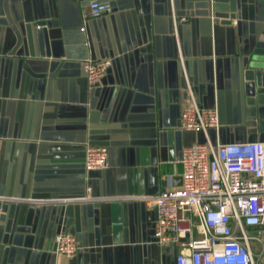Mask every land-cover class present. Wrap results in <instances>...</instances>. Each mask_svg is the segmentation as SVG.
I'll use <instances>...</instances> for the list:
<instances>
[{
  "label": "crops",
  "instance_id": "obj_1",
  "mask_svg": "<svg viewBox=\"0 0 264 264\" xmlns=\"http://www.w3.org/2000/svg\"><path fill=\"white\" fill-rule=\"evenodd\" d=\"M91 1L114 11L85 20ZM193 11L187 0H0V214L9 204L16 264H176L180 248L157 243L140 198L180 189L183 149L206 142L181 130L190 88L219 110L214 144L264 142V106L250 121L245 89L264 0H239L231 26ZM86 59L111 63L93 88ZM88 146L108 148L107 169L86 170ZM64 232L78 242L71 259L56 253Z\"/></svg>",
  "mask_w": 264,
  "mask_h": 264
},
{
  "label": "built area",
  "instance_id": "obj_2",
  "mask_svg": "<svg viewBox=\"0 0 264 264\" xmlns=\"http://www.w3.org/2000/svg\"><path fill=\"white\" fill-rule=\"evenodd\" d=\"M113 11L110 3L91 1L83 18L97 19ZM212 16L214 20V12ZM81 30L84 32L85 28ZM110 65L109 61L92 59L81 63L91 88L101 83ZM189 91L181 130L201 133L206 142L183 149L180 189L140 198L157 213L154 230L157 243L180 248L176 264H264V142L214 145L210 132L219 135V110L202 107L191 88ZM108 167L107 147L86 148V170L101 171ZM254 242L259 246L257 251ZM55 243L56 253L65 258H74L79 250L77 239L68 232L58 234Z\"/></svg>",
  "mask_w": 264,
  "mask_h": 264
},
{
  "label": "water",
  "instance_id": "obj_3",
  "mask_svg": "<svg viewBox=\"0 0 264 264\" xmlns=\"http://www.w3.org/2000/svg\"><path fill=\"white\" fill-rule=\"evenodd\" d=\"M187 1L194 4L195 10H197L196 12H192V16L203 15L208 17L214 12L216 18L218 19L217 21L220 22L221 25L227 26L234 25V21L237 20L239 0ZM258 22L261 24V30L257 38L252 41L251 45L253 51L247 61L248 69L245 72V89L248 96V114L250 121L254 122L257 121V106H264V12L260 13ZM259 126L262 130H264V119L259 122ZM9 207V204L3 205L0 214V264H16L11 256V248L7 245L9 237H5L6 234L9 235V233H11L9 224L10 219L8 218Z\"/></svg>",
  "mask_w": 264,
  "mask_h": 264
},
{
  "label": "rangeland",
  "instance_id": "obj_4",
  "mask_svg": "<svg viewBox=\"0 0 264 264\" xmlns=\"http://www.w3.org/2000/svg\"><path fill=\"white\" fill-rule=\"evenodd\" d=\"M253 247L255 248V246L253 245ZM259 248V247H258Z\"/></svg>",
  "mask_w": 264,
  "mask_h": 264
}]
</instances>
